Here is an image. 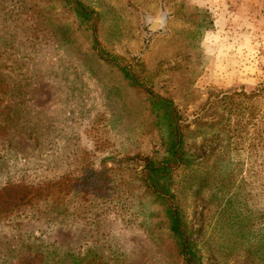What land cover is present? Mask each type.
I'll return each instance as SVG.
<instances>
[{
  "label": "rangeland",
  "instance_id": "374dc122",
  "mask_svg": "<svg viewBox=\"0 0 264 264\" xmlns=\"http://www.w3.org/2000/svg\"><path fill=\"white\" fill-rule=\"evenodd\" d=\"M32 1L44 7L39 31L18 0H0V74L17 118L0 145V185L114 167L135 153L167 157L165 110L98 56L81 16ZM83 1L102 15L104 51L173 98L189 121L212 94L264 79V0ZM205 138L203 150L190 149L201 157L163 183L201 229L203 264H264V156L217 127L187 130L192 146ZM120 173L118 191L81 199L79 215L40 220L27 211L2 221L0 264L41 252L49 264L74 254L99 264H179L159 200L142 188L129 201L136 180Z\"/></svg>",
  "mask_w": 264,
  "mask_h": 264
},
{
  "label": "trees",
  "instance_id": "16d2710c",
  "mask_svg": "<svg viewBox=\"0 0 264 264\" xmlns=\"http://www.w3.org/2000/svg\"><path fill=\"white\" fill-rule=\"evenodd\" d=\"M18 1L21 4L20 13H26L28 17L33 16L31 18L34 19V23L31 28L34 31L41 30L40 24L45 16L44 7L32 0ZM39 1L59 4L64 9L81 16L88 25L91 46L98 56L126 71L133 85L145 92L158 107L165 110L170 120V141L167 143L169 154L165 158H157L153 155L135 153L115 158L114 167L104 165L99 169H90L84 166L87 170L80 171L81 169L77 168V173L54 178L7 181L4 185H0V224L15 214L27 211H31L33 216L40 220H47L49 216L51 219H66L70 214L79 215L82 212L81 199L93 198L100 201L109 194H114L118 191L116 184L121 180L120 170L127 169L136 180L135 183L130 182L128 185L129 201L142 188L146 190L144 191L146 194H152L159 200L163 208L160 224L167 227L175 243L174 258L179 264H203L197 251L201 229H196L187 221L177 193L163 183V178L187 165L191 157L195 155L201 157V151L190 153V149L203 150L207 142L211 141L205 138L201 144L193 146L189 144L187 130L193 125L202 129L217 127L230 133L231 138L241 141L242 144L245 139L250 140L251 155L256 151L255 157L264 156V79L253 87L243 84L212 94L194 113V119L189 121L180 112L173 98L157 92L141 78V74L136 72L134 67L104 51L99 38L102 15L97 9L83 0ZM3 81V75L0 74V145L9 138L10 132L17 124L15 108L9 96L5 95L7 86ZM263 160L264 157L260 162V172L264 171ZM96 258L94 255L74 254L64 256L60 264H99ZM45 259L42 252L20 254L12 264H49ZM53 264H56V261Z\"/></svg>",
  "mask_w": 264,
  "mask_h": 264
}]
</instances>
